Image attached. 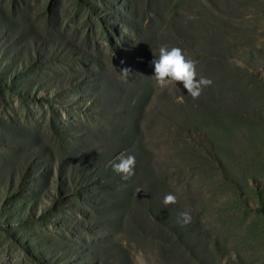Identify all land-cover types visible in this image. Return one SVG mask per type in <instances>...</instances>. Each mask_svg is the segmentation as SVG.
I'll list each match as a JSON object with an SVG mask.
<instances>
[{
  "label": "rangeland",
  "instance_id": "rangeland-1",
  "mask_svg": "<svg viewBox=\"0 0 264 264\" xmlns=\"http://www.w3.org/2000/svg\"><path fill=\"white\" fill-rule=\"evenodd\" d=\"M261 199L264 0H0V264H264Z\"/></svg>",
  "mask_w": 264,
  "mask_h": 264
},
{
  "label": "clouds",
  "instance_id": "clouds-1",
  "mask_svg": "<svg viewBox=\"0 0 264 264\" xmlns=\"http://www.w3.org/2000/svg\"><path fill=\"white\" fill-rule=\"evenodd\" d=\"M156 58L151 62L154 65V78L160 87H166L172 83H182L183 88L187 90L194 100L198 99L205 87L212 85L213 81L199 76L197 72V61L187 57L184 51L179 47H167L163 45L159 48V55L154 53ZM239 63V62H237ZM124 76L130 73V69L124 68L120 71ZM199 77V78H198ZM136 158L132 155L121 157L119 163L113 165V170L121 173L125 178L134 175ZM178 198L169 193L164 197V203L176 204ZM192 216L190 211L184 210L179 213V222L183 224L190 223ZM141 264L143 262L141 261Z\"/></svg>",
  "mask_w": 264,
  "mask_h": 264
},
{
  "label": "trees",
  "instance_id": "trees-1",
  "mask_svg": "<svg viewBox=\"0 0 264 264\" xmlns=\"http://www.w3.org/2000/svg\"><path fill=\"white\" fill-rule=\"evenodd\" d=\"M46 100H48V99H46ZM260 208H259V210L262 212V213H264V201L261 199L260 200Z\"/></svg>",
  "mask_w": 264,
  "mask_h": 264
}]
</instances>
